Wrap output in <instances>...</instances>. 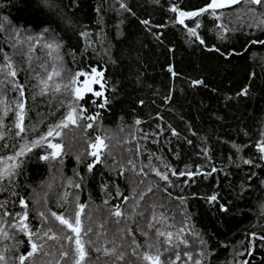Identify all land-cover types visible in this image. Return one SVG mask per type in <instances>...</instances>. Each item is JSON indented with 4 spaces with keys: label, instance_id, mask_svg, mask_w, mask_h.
Wrapping results in <instances>:
<instances>
[{
    "label": "trees",
    "instance_id": "16d2710c",
    "mask_svg": "<svg viewBox=\"0 0 264 264\" xmlns=\"http://www.w3.org/2000/svg\"><path fill=\"white\" fill-rule=\"evenodd\" d=\"M209 2L0 0V21L4 24L0 49L12 56L17 79L25 86V124L30 138L46 131L47 125L67 110L59 104L60 99L70 98L63 90L37 94L40 78L46 77L52 67L61 71L54 83L62 86L79 71L90 73L96 67L104 73V96L86 93L80 102L87 108L85 115L99 112L94 127L87 135L79 128L65 130L64 151L68 154L63 164L39 160L37 154L43 151L34 150L22 174L0 191V203L11 212H20L19 198L24 197L29 226L41 234L48 227L59 231L61 226L50 215L45 223L38 215L40 211L68 215L74 213L77 202L85 204L83 223L100 231L99 238L93 236L97 245L111 248L115 244L129 253L126 260L135 264L141 262L130 255L131 241L134 236L137 243L144 244L146 237L140 229L154 238V229L147 228L153 215L159 220L153 221L156 227L173 233L187 219L189 229L205 241L201 245L195 235L185 234L189 246L180 244L176 249L181 253L176 264H193L183 253H190L195 260L201 258L202 249L209 253L204 264H240L247 259L249 264H264V240L250 235L264 237V159L256 147L264 140V44L251 43L264 41V24L257 27L264 9L257 8L253 15L248 9L256 6L241 3L216 10L220 19L210 12L185 19L188 27H195L194 21L200 24L196 29L199 38L190 36L187 28L177 22L179 11H198ZM122 3L129 10L121 8ZM173 6L177 12L171 11ZM45 29L50 31L46 33ZM12 32L19 35L13 36ZM83 32L88 35L82 36ZM29 34L45 38L54 35L56 40L50 42L58 41L61 47L49 56L41 40L29 60V45L25 42ZM17 41V47H13ZM79 79L81 83L84 77ZM244 88L248 89L247 95H239ZM93 90L100 91V85ZM5 93L9 101L18 98L10 87L0 90V98ZM105 97V107H97ZM32 125H37V132L31 131ZM96 135L108 137V148L102 162L88 172L86 164L94 158L82 156L78 162L76 156L87 149L85 140ZM5 142L11 144L13 140L8 138L0 144ZM0 154H10V149ZM244 160L253 163L245 164ZM197 169L202 174L191 180L171 174L173 170L178 174ZM155 170L168 173L169 180H162ZM117 192L122 195L117 196ZM143 193L147 194L140 200ZM212 195L217 200L210 202ZM179 197L184 198L183 202ZM117 204L124 213L119 223L110 215ZM100 224L104 225L102 229ZM128 230L133 236L127 234ZM250 241L254 245L251 257L245 252ZM13 246L15 254L4 252L5 247ZM58 247L48 240L44 249L48 254H39L34 262L26 264H70L60 259ZM28 250L23 234L17 233L15 240L0 238V253L7 256V264H18L15 257ZM144 251L141 247L140 252ZM168 255L165 253V257ZM92 256H99L97 264H113V259L102 253L93 252Z\"/></svg>",
    "mask_w": 264,
    "mask_h": 264
},
{
    "label": "snow or ice",
    "instance_id": "6c2138e0",
    "mask_svg": "<svg viewBox=\"0 0 264 264\" xmlns=\"http://www.w3.org/2000/svg\"><path fill=\"white\" fill-rule=\"evenodd\" d=\"M241 3L256 6L249 7L248 9L253 15H256L257 8L264 9V0H210L205 7L198 11H179L177 22L187 28L190 36L199 38L196 31V29L200 27L199 22L194 21L195 27H188L185 24V19L195 18L209 12L216 19H220V16L216 11L217 9L231 7ZM120 7L129 10L127 9L126 4L122 3ZM171 11L177 12L178 9L176 6H173ZM142 23L148 24V21H142ZM262 24H264V11L260 13L257 27ZM218 27L223 28V25H218ZM3 28L4 24L0 21V29ZM49 31V29H45L46 33ZM224 31H227V29H224ZM11 34L13 36L19 35L18 32H12ZM81 35L86 37L88 33L83 32ZM41 40L44 41L42 47L48 50L49 56H51L53 52H58L61 47L58 41L55 43L50 42L56 40L54 35L45 38L43 35L32 36L29 34L25 41L29 45V60H31V51L35 50V45L39 44ZM18 43V41L14 42L13 47H17ZM200 43L203 44L204 41L201 39ZM251 43L264 44V41H252ZM216 50L218 51V49ZM0 54H2V61H0V90L10 87L11 91L18 93V98H14L12 101L7 99L6 93L0 98V141H6L8 138L13 140V143L11 144L7 142L0 144V152H2L3 149H10V154H0V191H4L6 190L4 187L6 183L11 185L15 178L22 174L24 165L28 159L31 158L30 154L36 149H41L43 151L42 155L37 154V159L63 164V157L68 154L64 151L65 130L79 128L85 135H87L88 129H92L96 121L99 119V112L93 115H85L87 108H85L80 102L84 99L86 93H92L98 98L104 96V84L101 83L104 73L103 71H98L96 67H92L90 73L79 71L74 75L69 76L67 82L62 86L61 83H54V78L61 77V71L57 67H52L46 77L40 78V91L37 94L47 95L50 89L58 93L63 90V92L67 93L70 98L60 99L59 104L67 110L55 123L48 124L46 131L40 132L30 138L28 136L29 128L25 124L28 112L25 86L19 83L17 79L18 69L14 65L12 56L4 52L3 49H0ZM231 54L239 55L240 53ZM80 77H84L82 84L80 83ZM194 83H202V81H195ZM78 84H80V86H77ZM95 84L100 85V91L93 90L92 86ZM247 92L248 89L244 88L239 95H247ZM92 103L95 104V101H92ZM107 103L108 99L105 97L104 103L97 105V107L104 108ZM6 119H10L11 123L6 124ZM136 123L139 124L140 121L137 120ZM13 129H15V131H13ZM31 131L34 133L37 132V125H32ZM173 134H176L175 131H173ZM107 139L108 137L106 135H96L94 138L88 137L85 140L87 149L84 153L77 155L76 160L80 162L82 156L93 157L94 159L86 164L88 172H92L95 165L102 162V156L106 155L105 150L108 148V144L106 143ZM256 147L262 154L261 159H264V140L257 142ZM128 163L132 164V161L129 160ZM243 163L252 164L253 162L252 160H244ZM140 171L143 172V169ZM212 171L215 172L217 169L213 168ZM123 172L124 169L121 167L120 175H123ZM155 174L164 181L169 180L168 173L166 172L162 173L159 170H155ZM171 174L174 176L179 175L181 177L187 176L189 180H191L194 176L201 175L202 173L197 169L195 172L186 171L178 174L173 170ZM207 175H211V173H207ZM74 186L76 188L80 187L79 184ZM148 191L151 192L152 189L149 188ZM146 194L147 193L141 194L139 199L143 200L144 195ZM13 195H17V193L13 192ZM116 195L121 196L122 194L117 192ZM123 199L124 202H127L128 197L125 196ZM179 199L183 202L184 198L179 197ZM208 199L210 202L216 201L217 196L212 195ZM104 203L108 204V201L105 200ZM19 206L22 211L11 212L6 209L5 203H0V209H4L3 212L0 213V238H2V240H15L16 234L20 233L27 238V243L30 246V250L26 253H20L15 257L18 264H26L28 261L34 262L35 258L42 253L47 255L48 253L44 252V249L48 240L55 241L58 244L60 259L70 261V264H97L99 256L93 259V252L102 253L104 256L111 257L113 259V264H118L120 261H124L125 264H135L134 261L129 262L126 260V255H129V253L120 250L115 244L111 248L97 245V240L93 239V236L99 238L101 235L100 231H94L93 227L85 226L83 223L82 217H84L85 208L87 207L85 204L77 202L74 213H69L68 215H65L64 212L57 214L55 211L51 210H49L48 214L44 211H40L38 215L45 223L48 222V216L50 215L51 218L57 221L61 226L59 231H53L52 227H48L42 234L39 229L34 231L29 226L28 202L24 197L19 198ZM136 206H138V203ZM221 208L223 209L224 206L221 205ZM110 215L116 217L117 223H119V218L124 215L121 205H114L110 211ZM4 217H11V220H5ZM153 221H156L157 223L159 222L155 215H153L148 221L147 228L150 230L154 229V238L149 236L148 231L140 229L141 235L146 237L143 245L136 242L131 230H128L127 233L129 236H133L130 244V255L135 256L141 264H176V262L181 260V253L176 249L179 248L180 244H183L185 247L189 246V242L183 238L185 234L195 235L201 245L205 244V241L199 236V234L189 229L187 219L182 221V226L176 233L161 230V228L156 227V224L153 223ZM103 227V224L99 225L100 229ZM250 235L253 239L264 240V237H256L255 233H251ZM160 238H163V240ZM21 243H24V241H17V244ZM141 247L145 248L144 252H140ZM253 251L254 245L252 244V241H250L249 248L246 249L245 252L251 257ZM4 252H14L15 254V246L12 248L5 247ZM245 252H239L238 255L243 256L245 255ZM165 253H169L170 255L165 257ZM183 255L187 257L189 261H193V264H204V259L209 258V253L206 249H202L199 253V256L201 257L199 259L193 260L192 255L188 252L183 253ZM162 257L164 258L162 259ZM0 264H7V256L4 253H0ZM57 264H59V261ZM240 264H249V261L244 260L241 261Z\"/></svg>",
    "mask_w": 264,
    "mask_h": 264
},
{
    "label": "rangeland",
    "instance_id": "374dc122",
    "mask_svg": "<svg viewBox=\"0 0 264 264\" xmlns=\"http://www.w3.org/2000/svg\"><path fill=\"white\" fill-rule=\"evenodd\" d=\"M82 82H83V79H81V84H82ZM97 85H99V84H95V85H93V86H92L93 89H95V87H96ZM78 86H80V84H79Z\"/></svg>",
    "mask_w": 264,
    "mask_h": 264
},
{
    "label": "water",
    "instance_id": "95a60500",
    "mask_svg": "<svg viewBox=\"0 0 264 264\" xmlns=\"http://www.w3.org/2000/svg\"><path fill=\"white\" fill-rule=\"evenodd\" d=\"M237 5V4H236ZM233 6H235V5H233ZM232 7V6H231ZM226 8H230V7H225V8H221V9H226ZM221 9H217V10H221ZM248 260V259H247Z\"/></svg>",
    "mask_w": 264,
    "mask_h": 264
}]
</instances>
